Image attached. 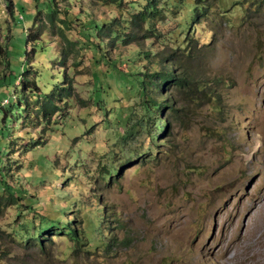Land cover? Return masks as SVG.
I'll use <instances>...</instances> for the list:
<instances>
[{
  "label": "rangeland",
  "instance_id": "rangeland-1",
  "mask_svg": "<svg viewBox=\"0 0 264 264\" xmlns=\"http://www.w3.org/2000/svg\"><path fill=\"white\" fill-rule=\"evenodd\" d=\"M9 1L0 0V164L31 197L22 227L27 222L30 232L40 213L76 226L81 219L86 223L83 215L95 216L99 199L106 234L99 239L97 228L91 229L98 245L86 243L76 252L60 234H44L51 239L43 241V251L38 243L5 240L9 251L0 264H264V0H218L226 6L224 14L191 21L193 42L201 46L198 59L187 66L195 75L218 76V82L210 80L218 106L177 97L169 130L155 143L147 129L135 125L134 83L117 79L110 63L125 73L143 64L153 67L156 58L137 50L163 48L166 55L169 47L155 36L124 43L105 33L94 35L100 46L84 48L88 40L74 32L82 29V20L120 19L133 7L55 0L56 21L67 18L76 26L65 28L77 40L70 44L48 20V0H12L13 11ZM38 9L41 37L32 50L25 31ZM168 13L158 23L164 29L178 20ZM170 36V44L181 38ZM27 66L34 69L25 77L31 90L20 88L19 73L14 81L7 75ZM62 72L71 95L45 126L41 115L28 110L35 103L31 92L37 91L32 79L48 92L64 83ZM169 87L161 92H172ZM92 94L102 100L94 102ZM37 138L42 143L23 148ZM114 165L118 170L105 179ZM0 193L7 194L1 187ZM78 200L85 202L81 209ZM16 212L15 205L4 208L2 228L20 226ZM112 235L116 247L104 252L101 242Z\"/></svg>",
  "mask_w": 264,
  "mask_h": 264
},
{
  "label": "trees",
  "instance_id": "trees-1",
  "mask_svg": "<svg viewBox=\"0 0 264 264\" xmlns=\"http://www.w3.org/2000/svg\"><path fill=\"white\" fill-rule=\"evenodd\" d=\"M54 1L55 0H48L47 5L50 6V11L47 12L48 20L53 26H57L65 41L69 42L70 44L77 42V40L72 42V40L69 39L65 34V28H76V26H70L67 18L59 17L58 21H56L55 14H57L58 10L53 8ZM101 1L104 2V4L107 2H114L120 7L122 3L126 2L129 6L133 7V10H125L124 12L122 11L120 19L116 17L109 20L103 19L100 23L96 22L95 20H82V29H75L74 32L78 34L77 38H79L81 35L88 40L85 46L82 45L84 48L96 45L100 46L99 42H97V40L94 38V35L100 36L104 35L105 33H108V35L112 37H119L124 43H129L131 41L139 42L141 38H151L155 36L158 38L161 44L167 45L169 47L166 55L164 54L165 50H163V48L153 52L145 49L137 50V55L141 53L143 57H146L149 60L152 56L156 58L154 62L157 65H154L153 67L143 64L141 65L140 69L136 68V70L134 69L132 72L125 73V71H121L117 65L110 63L112 69L118 72L116 74L117 79L124 80L126 77L128 80L130 79L129 81L131 83H134V90H132V93H134V97H137V101H133V103L135 102L134 105H136L138 114V119H136L137 122H135V125H139V127H143L150 132L149 138L152 143L157 141L156 137L158 134L161 133L164 136V134L169 130L171 121L173 119V111L176 110L174 101L177 97H182V100L184 101L187 99H190L194 102L201 100L206 101L209 106H218V101L214 97L215 90L212 88L210 81L212 79L215 82H218L220 80L218 76L214 75L211 77V79H209V77L206 76L195 75L190 69H188L187 62L198 59L201 46V44H197L195 40L193 42V35L191 36V33L196 28V26L193 24V26L190 28L191 21L196 22L201 17L207 18L210 15L213 17L215 15H221L226 11V6L224 9L223 4H218V0ZM252 1L253 0L250 2ZM214 2L218 5L220 13L218 10L214 9ZM7 7L10 11L14 10L12 0L9 1ZM41 11V9H38L35 12L32 23L25 31V41L26 43L30 42L32 44V50L36 48L37 40H39L41 37V29L35 24L36 19ZM168 12H172L171 15L176 16L178 20L175 25L164 29L162 26H158V23L163 18H165L164 15L170 14ZM33 28H35V30ZM172 33L181 36V38L170 44V35ZM210 39L211 38L205 41L203 40L201 43L208 44ZM7 43L9 42H6L4 47V57H6ZM25 52L27 55L28 50H25ZM102 54L104 55V53ZM92 60V66L95 67L96 63L94 56ZM28 66L25 69H21V72H17L13 77V70L11 71L10 69L11 72H8L7 75L11 80L14 81L16 75L19 73V75L22 77L19 85L20 88L31 90L30 87L33 86L31 84H26L28 80L25 79V77H27L29 73H34V69L29 68ZM135 66L136 65H134V67ZM100 69L103 70L102 65ZM104 70L107 71L108 68H104ZM92 73L95 75V77L98 75L96 68L93 69ZM66 77L67 76L65 73L62 72V80L64 83L60 86H58V83H56V87L51 88L48 92H42L37 80L34 78L32 79V83L36 85L35 87L37 88V91L34 90L31 92L32 95L34 94L33 99L35 103L33 102L31 105L32 108H28V110L33 111L34 116L39 119L41 115L44 119L45 126L48 125L47 123L53 115L62 110L61 104L65 103L66 98L70 97L71 95L69 90L70 86H68V80H65ZM123 82L127 81L125 80ZM165 86H170L169 89L172 92H167V95L162 93L161 89H164ZM98 89L99 88H97V91H99ZM18 97L16 98L17 104H21V100ZM92 97L93 101L96 103H98L99 100H102L101 94H92ZM164 108H168V113L163 116L162 110ZM130 113L133 115L132 108L130 109ZM132 115H129L128 119H130ZM40 141L41 140H38L37 138V140L33 142L30 141L29 145L26 144V146L23 148L28 149L32 145H38L39 143H42ZM107 170V173L103 174L105 179L110 178V176L116 172V170H118V167L117 165H114L112 168ZM0 187L2 188V191L7 192L6 196L0 193V215L3 213L4 208H6L8 205H15L17 211L16 222L20 225L19 227L13 228L10 231L2 228L0 225V260L3 259L9 251L7 246L3 244L5 240L16 241L17 243H23L26 245L38 243L39 249L43 251V247L45 246V242L43 241L51 239V237H46L44 234H52L53 236L60 234L71 241L69 249L73 252H76L83 244L95 242L96 245H98L99 239H103L101 235L104 234L103 231L106 229L104 222L105 213L103 206L99 202V199L95 200L94 211H97L95 216H90V218H88L87 214L83 215L88 219L86 223L84 219H81L79 220V224L76 226V224H72V221L69 219H65L63 221L59 218H49V216L46 214L40 213L42 215L40 218L41 221L39 223H34L33 228L29 232L27 222L25 226L22 227L25 222L22 219V213L31 205V202L26 201L27 199L31 200V197L30 195L23 193L22 188L11 180L3 164H0ZM84 204V201L82 202L81 200H78L77 204L75 205L76 208L81 209ZM30 220L34 221V219ZM26 227L27 229H25V232L20 233L19 230H23V228ZM95 227L97 228L98 235L101 238L95 237L90 233V230L95 229ZM32 239L33 241L31 242ZM115 239L116 237L112 235L108 236L105 241L101 242L104 246V252H110L113 250V246L116 247Z\"/></svg>",
  "mask_w": 264,
  "mask_h": 264
},
{
  "label": "built area",
  "instance_id": "built-area-1",
  "mask_svg": "<svg viewBox=\"0 0 264 264\" xmlns=\"http://www.w3.org/2000/svg\"><path fill=\"white\" fill-rule=\"evenodd\" d=\"M20 17H22V14L20 13ZM5 102V98L2 100V103Z\"/></svg>",
  "mask_w": 264,
  "mask_h": 264
}]
</instances>
